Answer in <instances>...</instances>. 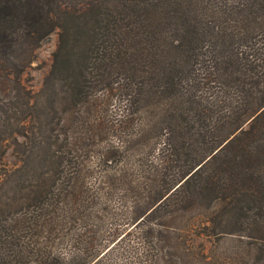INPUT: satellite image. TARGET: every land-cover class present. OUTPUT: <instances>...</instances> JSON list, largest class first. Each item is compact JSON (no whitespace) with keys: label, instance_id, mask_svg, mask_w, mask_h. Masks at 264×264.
<instances>
[{"label":"trees","instance_id":"obj_1","mask_svg":"<svg viewBox=\"0 0 264 264\" xmlns=\"http://www.w3.org/2000/svg\"><path fill=\"white\" fill-rule=\"evenodd\" d=\"M216 1L0 0V264H108L114 197L138 264H264V0Z\"/></svg>","mask_w":264,"mask_h":264},{"label":"rangeland","instance_id":"obj_2","mask_svg":"<svg viewBox=\"0 0 264 264\" xmlns=\"http://www.w3.org/2000/svg\"><path fill=\"white\" fill-rule=\"evenodd\" d=\"M167 1L168 3H163L161 5L162 8L167 11L169 10L173 12V10H176L178 13L181 12V8L178 5L171 3L170 0ZM220 2L221 0H217L214 4L218 6ZM169 33L171 35H174L172 32ZM57 40V31H53L50 34L44 36L42 40H40L37 48L34 51L32 61L25 68L23 74L24 81L31 89L35 91L40 89L43 83V78L50 67L51 52L55 49ZM207 46V49L210 50L211 46ZM112 103H114V105H117L118 101L115 99L112 100ZM106 141L108 140L98 138L96 141L97 146L94 145L92 151L94 150V147L100 150L104 146ZM111 141H116V139L112 138ZM96 151L94 152L93 157H90V162L93 164L96 161ZM14 158L15 157L12 155L11 148H9L3 160L4 166L6 167L7 165H10ZM2 167L3 164H0V169H2ZM109 203L110 210H106L107 213L105 214V216L102 215L103 228L105 229L107 234L112 233L108 236L109 238L114 236V231H120L118 239H121L118 240L115 247H113V250L107 259L108 264H138V262H136L135 260L140 256L141 252V246L138 239L139 229L137 228V226H134L133 223H130L132 221V214L124 209V206L129 205L130 202L124 201L122 197H114L109 200ZM160 220V215L158 216V214H150L144 219V222H146L144 224H150L153 227L154 223Z\"/></svg>","mask_w":264,"mask_h":264}]
</instances>
